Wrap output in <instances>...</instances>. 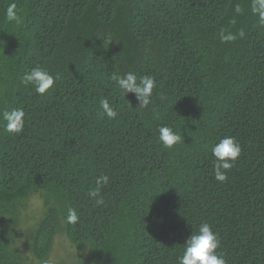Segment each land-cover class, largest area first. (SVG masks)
Returning a JSON list of instances; mask_svg holds the SVG:
<instances>
[{
  "label": "trees",
  "instance_id": "trees-1",
  "mask_svg": "<svg viewBox=\"0 0 264 264\" xmlns=\"http://www.w3.org/2000/svg\"><path fill=\"white\" fill-rule=\"evenodd\" d=\"M12 2L20 27L5 16ZM253 3L0 0V112L26 113L17 136L0 120V264L46 263L59 237L77 252L71 264H178L205 222L227 264H264V25ZM226 28L245 36L222 43ZM37 66L59 77L44 96L21 83ZM129 71L155 78L149 108L110 79ZM103 99L116 119L100 117ZM160 126L184 142L164 149ZM225 136L242 153L221 183L211 148ZM103 174L97 207L88 192ZM33 197L42 211L26 215Z\"/></svg>",
  "mask_w": 264,
  "mask_h": 264
},
{
  "label": "clouds",
  "instance_id": "clouds-1",
  "mask_svg": "<svg viewBox=\"0 0 264 264\" xmlns=\"http://www.w3.org/2000/svg\"><path fill=\"white\" fill-rule=\"evenodd\" d=\"M240 5H236L234 13L241 14ZM252 12L258 15L259 22L264 25V0H254ZM6 19L17 27L22 26L23 19L17 10L15 2L10 3L5 11ZM236 20L232 19L230 25L234 26ZM245 32L241 29L237 32L231 28L221 29L220 40L222 43H230L238 38H244ZM111 44V43H110ZM58 76H53L48 70L42 67H34L24 73L21 83L37 95L44 96L54 88ZM115 82L116 88L125 98L128 94H134L137 102V109H147L153 104V91L157 88L156 80L153 76L144 75L138 77L134 72H127L123 75L113 73L110 77ZM164 99V97H161ZM100 117H107L109 120L116 119L118 111L110 105L108 99L100 101ZM26 113L22 108H12L0 112V120L3 122L4 130L12 136L23 133L25 129ZM158 141L164 149L172 150L176 145L184 142V137L169 126H160L158 128ZM214 157L213 172L214 178L218 182H226L228 172L234 167L242 153L241 145L234 137L225 136L215 143L211 148ZM110 177L107 174L96 178V187L88 192V196L95 201V206L104 204L101 196L102 189L109 184ZM66 222L75 225L79 216L74 208L67 210ZM161 219V223H162ZM221 246L219 234L214 232L212 226L208 223H201L198 228L192 232L183 246V253L178 257V264H227L222 253H218Z\"/></svg>",
  "mask_w": 264,
  "mask_h": 264
},
{
  "label": "rangeland",
  "instance_id": "rangeland-1",
  "mask_svg": "<svg viewBox=\"0 0 264 264\" xmlns=\"http://www.w3.org/2000/svg\"><path fill=\"white\" fill-rule=\"evenodd\" d=\"M42 207L38 197H33L29 203L26 215H36L41 213ZM77 252L63 237L57 238L52 253L46 263L43 264H71Z\"/></svg>",
  "mask_w": 264,
  "mask_h": 264
}]
</instances>
